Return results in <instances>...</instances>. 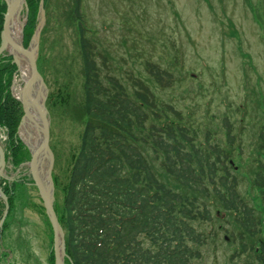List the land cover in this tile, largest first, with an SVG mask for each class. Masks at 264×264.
Instances as JSON below:
<instances>
[{"label":"trees","instance_id":"1","mask_svg":"<svg viewBox=\"0 0 264 264\" xmlns=\"http://www.w3.org/2000/svg\"><path fill=\"white\" fill-rule=\"evenodd\" d=\"M38 1L26 0L25 47ZM73 5L67 20L76 23L83 77L82 101L75 108L85 125L61 206L54 203L65 237L64 264H195L200 249L214 239V218L240 241L230 260L244 255L242 264H264V117L254 119L257 131L246 149V104L234 109L239 119L224 114L217 129L201 131L196 110L177 105L183 96L173 91L185 77L179 56L168 53L176 48L171 40L163 59H156L135 37L122 59L138 66L117 77L103 57L108 74L102 76L80 0ZM6 11L0 0V31ZM15 72L12 57H0V128L7 131L6 160L12 157L14 167L30 158L17 136L23 111L11 91ZM243 179L258 196L250 200L241 193ZM16 184L0 182L9 202L3 227ZM48 259L54 264L51 248Z\"/></svg>","mask_w":264,"mask_h":264},{"label":"rangeland","instance_id":"2","mask_svg":"<svg viewBox=\"0 0 264 264\" xmlns=\"http://www.w3.org/2000/svg\"><path fill=\"white\" fill-rule=\"evenodd\" d=\"M75 1L48 0L36 59L47 86L45 106L54 158L51 176L54 203L59 207L85 125L75 108L83 97L76 23L67 20ZM80 11L89 29L86 36L101 56L96 61L102 76L108 74L102 66L103 57L110 74L117 77L138 66L130 59H122L126 50L133 48L135 37L156 59H163L164 44L171 40L176 48L168 53L179 56L185 77L173 91L180 95L178 98L183 96L176 102L178 108L194 110V114L196 110L195 121L202 131L205 127L217 129L224 114L239 119L241 114L234 109L246 104L245 149L252 143L258 127L254 119L260 122L264 117V0H80ZM23 16L21 12V21L26 24L28 13L26 21ZM211 116L212 121L208 119ZM17 136L27 147L24 136L20 132ZM7 143V131L2 129L0 144L10 155ZM23 163L14 167L12 157H7L0 177V182L4 180L8 185L17 183L13 210L1 229L0 264H50L52 228ZM20 171H24L26 179ZM240 189L250 200L258 196L250 191L246 179ZM3 210L0 199L1 215ZM209 225L201 226L210 231ZM213 225L214 239L200 249L201 258L195 264H242L244 255L230 260L240 244L229 232L231 227L215 218Z\"/></svg>","mask_w":264,"mask_h":264},{"label":"water","instance_id":"3","mask_svg":"<svg viewBox=\"0 0 264 264\" xmlns=\"http://www.w3.org/2000/svg\"><path fill=\"white\" fill-rule=\"evenodd\" d=\"M5 2L7 11L3 16V24L0 31V57L2 56H11L12 57V63L16 66V72L13 75L12 79V86L11 91L13 97L20 102L22 108H23V115L20 119L17 134H19L21 130V124L24 116L26 115V109L24 108L23 99L15 95L14 93V86L16 85V81L20 84H23V74L20 69V60L23 56L27 57L28 63L30 65L31 75L35 80H38L39 82V93L38 98L35 100L31 97L28 90H26V87H22V93L23 98L26 100H33L36 106V110L38 113V118L40 122V129L42 131V139L40 146L37 149H30L28 144L25 142L29 154L30 159L23 164L27 166L28 173L31 177L32 184L36 187L39 197L43 203L46 216L50 222L51 228H52V250L54 254V264H64V258L66 257V251H65V237H64V231L61 227L55 209H54V186H53V180H52V168H53V153L49 146V123L47 118V109L45 106V101L47 98V86L44 81V78L40 74V72L37 69V51L39 49L38 43H39V37L41 34L42 27L44 25L45 20V13H44V0H39V6H38V16H37V23L34 29V32L31 36V40L27 47L23 45V30L25 26V22L21 21V12L25 15L23 18L27 16V3L26 0H17V2H13L12 0H2ZM16 24V28L19 30V40L16 37L12 26L14 27ZM11 33L9 30H11ZM20 41V42H19ZM19 42V43H18ZM34 45V50L30 52V46ZM16 48V51H14L11 47ZM20 137V136H19ZM45 155H48V162H47V181H48V188H44L40 175H39V162L42 157H45ZM6 166V159H5V153L3 146L0 144V177L2 176L4 169ZM0 199L4 203V210L0 217V231L2 229L3 223L7 217L8 211H9V202L7 195L3 192V190L0 187Z\"/></svg>","mask_w":264,"mask_h":264},{"label":"bare ground","instance_id":"4","mask_svg":"<svg viewBox=\"0 0 264 264\" xmlns=\"http://www.w3.org/2000/svg\"><path fill=\"white\" fill-rule=\"evenodd\" d=\"M13 2H17V0H12ZM11 29V28H10ZM12 29L16 35V37L19 38V30L16 28V24ZM11 30L10 33H11ZM20 42V41H19ZM18 42V43H19ZM11 47L14 51H16V48ZM34 50V45L30 46V52ZM20 69L23 74V79L24 82L23 84H20L18 80L16 81V85L14 86V93L18 97L23 99L24 103V108L26 109V115L24 116L22 120V126L20 133L21 135L24 136L25 142L28 144L30 149H37L40 146L41 139H42V131L40 129V122L38 118V113L36 110L35 103L33 100L31 102L29 100H26L23 98V93H22V87L25 86L26 90H28L29 94L33 99L38 98V93H39V82L38 80H35L32 77V73L30 70V65L28 63L27 57L23 56L20 60ZM47 162H48V155H45V157H42L40 159V164H39V175L43 184L44 188H48V181H47Z\"/></svg>","mask_w":264,"mask_h":264},{"label":"flooded vegetation","instance_id":"5","mask_svg":"<svg viewBox=\"0 0 264 264\" xmlns=\"http://www.w3.org/2000/svg\"><path fill=\"white\" fill-rule=\"evenodd\" d=\"M25 168V167H24ZM26 169H25V173H26ZM28 173V172H27ZM24 174V171L22 172V171H20V175L23 177V179H26V176L25 175H23ZM29 178V177H28Z\"/></svg>","mask_w":264,"mask_h":264},{"label":"built area","instance_id":"6","mask_svg":"<svg viewBox=\"0 0 264 264\" xmlns=\"http://www.w3.org/2000/svg\"><path fill=\"white\" fill-rule=\"evenodd\" d=\"M1 129V128H0ZM2 132V129H1V131H0V133Z\"/></svg>","mask_w":264,"mask_h":264}]
</instances>
